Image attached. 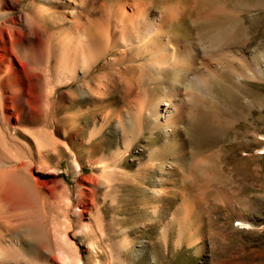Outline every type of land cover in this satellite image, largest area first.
<instances>
[{"label":"rangeland","instance_id":"rangeland-1","mask_svg":"<svg viewBox=\"0 0 264 264\" xmlns=\"http://www.w3.org/2000/svg\"><path fill=\"white\" fill-rule=\"evenodd\" d=\"M0 91V264H264V0H0Z\"/></svg>","mask_w":264,"mask_h":264},{"label":"bare ground","instance_id":"bare-ground-1","mask_svg":"<svg viewBox=\"0 0 264 264\" xmlns=\"http://www.w3.org/2000/svg\"><path fill=\"white\" fill-rule=\"evenodd\" d=\"M58 1H60V0H58ZM134 3V2H133ZM132 5L130 4V7H131ZM134 6V9H135V11H138L137 9L138 8H136L135 7V5H133ZM41 10H42V8H40ZM74 9V8H73ZM132 10V9H131ZM39 11V10H38ZM64 13H68V11H66V12H64ZM39 16V18H41L42 17V14H39L38 15ZM151 17V16H150ZM105 31V30H104ZM82 32V31H81ZM161 32V31H160ZM20 35V34H19ZM154 35V34H153ZM12 37H14V35L12 36ZM79 38L81 39V40H83V42H84V40L87 38V36H86V31H84V33H82L81 35H79ZM17 39V38H16ZM149 40V39H148ZM150 41V40H149ZM82 42V43H83ZM84 45V44H83ZM83 45H81V46H83ZM43 53V52H42ZM40 56V55H39ZM43 56V55H42ZM198 59V58H197ZM88 60V59H87ZM169 60V59H168ZM165 63V62H164ZM167 65V64H166ZM160 66V65H159ZM159 66H157V67H159ZM179 66V65H178ZM182 75V74H181ZM180 78V77H179ZM192 81V80H191ZM103 82H102V80L99 82V84L101 85ZM176 84V83H175ZM178 86H177V84L176 85H173V86H171L170 87V92H171V94L172 95H175V96H177L178 95ZM180 91V90H179ZM1 92V91H0ZM148 95V94H147ZM171 97H173V96H171ZM174 98H176V97H174ZM179 100V99H178ZM175 102H176V100L175 99H168V100H164L163 102H160V103H157V105L160 107V106H162V108H160V109H158L159 110V112L161 113V117H162V119L165 121V122H170V120L168 119L169 117H171V114H172V110L174 109V107H175ZM29 103V102H28ZM21 113V112H20ZM1 116V115H0ZM18 116V115H17ZM1 118V117H0ZM8 121V120H7ZM6 122V121H5ZM19 129V128H18ZM2 133V132H1ZM3 134V133H2ZM6 136H8V135H6ZM31 136V135H30ZM3 138V137H2ZM3 139H5V138H3ZM18 141V140H17ZM35 145V144H34ZM7 147V146H6ZM3 150V149H2ZM33 151V150H32ZM13 153V152H12ZM35 153V152H34ZM264 153V152H263ZM20 154V153H19ZM24 154V153H23ZM2 155V154H1ZM22 155V154H21ZM7 156V155H6ZM5 157V156H4ZM7 158V157H6ZM32 158V157H31ZM9 159V158H8ZM11 159V158H10ZM14 160V159H13ZM5 161V160H4ZM25 162V161H24ZM12 166V165H11ZM18 166V165H17ZM104 166V165H103ZM102 166V167H103ZM105 167V166H104ZM0 171H2V170H0ZM3 174H4V171L3 172H0V175H2V177L0 178V218L1 217H3V218H5L4 216H3V214H7V213H9L11 210H12V207H13V197H12V191H13V189H12V186H11V184L9 183V182H7L4 178L6 177V176H3ZM7 174L9 175V174H11V172H7ZM7 175V176H8ZM31 175V174H30ZM9 177V176H8ZM4 179V180H3ZM35 183V182H34ZM39 184V183H38ZM36 185V184H35ZM38 187V186H37ZM17 188V187H16ZM36 189V188H35ZM34 189V190H35ZM40 193V192H39ZM33 194V193H32ZM10 195H11V197H10ZM31 195V194H30ZM10 214V213H9ZM9 216V215H8ZM7 218V217H6ZM9 218V217H8ZM13 218V217H12ZM11 219V218H10ZM7 220V219H6ZM12 220V219H11ZM7 222V221H6ZM51 222V221H50ZM12 224H14V222L12 223ZM245 224V223H244ZM6 225V224H5ZM28 225V224H27ZM55 225V224H54ZM13 226V225H12ZM14 228V227H13ZM18 230H19V228H18ZM50 231V230H49ZM53 231V230H52ZM22 232V231H21ZM55 235V234H54ZM29 236V235H28ZM63 236V235H62ZM53 238V237H52ZM55 238V237H54ZM66 243V242H65ZM68 244V243H67ZM8 246V245H7ZM9 247V246H8ZM14 248V247H13ZM17 248V247H16ZM9 249H10V247H9ZM6 250V249H5ZM10 250H12V249H10ZM14 250V249H13ZM65 252V251H64ZM58 254H59V256H60V258H61V260H62V262H64L65 263V261H66V263L67 264H70V258L68 257V256H66L64 253H62L61 251H58ZM25 255V254H24ZM21 256H22V254H21ZM4 257V256H3ZM11 257V256H10ZM24 257V256H23ZM22 257V258H23ZM73 257V256H72ZM17 257H15V259H16ZM26 258V257H25ZM59 258V259H60ZM14 259V260H15ZM36 260V259H35ZM47 260V259H46ZM73 260V259H72ZM75 262V261H74Z\"/></svg>","mask_w":264,"mask_h":264}]
</instances>
